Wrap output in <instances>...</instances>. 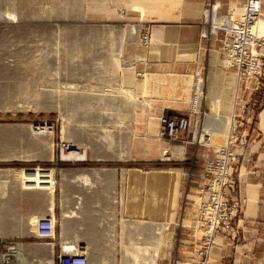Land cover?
<instances>
[{
    "label": "crops",
    "instance_id": "obj_1",
    "mask_svg": "<svg viewBox=\"0 0 264 264\" xmlns=\"http://www.w3.org/2000/svg\"><path fill=\"white\" fill-rule=\"evenodd\" d=\"M260 1L263 17L255 30L264 37V0ZM210 2L217 3L222 14L231 12L237 15L241 9L240 0H124L123 13L138 15L139 20L134 35L125 41L122 52L125 63L122 79L125 82L127 77L132 78L129 85H126L133 94L130 106L132 116L129 122L131 128L127 131L132 134V142L129 144L127 156L134 164L126 168V176L124 175L121 183L123 201L122 213L119 216L129 221L152 224L147 225L143 231L139 223H129L124 227L128 228L129 235H132L131 232L138 233L133 236L143 243L147 242L148 238V243H155L156 249L158 233L163 234L157 224L165 225L166 251L163 253L167 256L159 262L160 264H171L169 254L171 259V245L175 241V234L179 237L177 244L175 241V251H178L180 260L185 264H194V248L200 243L201 237L196 225V215L201 187L205 180L204 163L207 158H214L217 148L224 146L227 141L221 144L217 140L218 136L214 135L210 145L204 146L198 143L197 132L194 131L193 134L188 131L167 142V138L160 134L159 119L163 115L190 114L193 85L196 78L200 77L203 83L201 111L204 116H209V99L212 100L218 93L223 96L226 112L240 93L244 100L239 113L243 114V117L236 123L231 146L241 155L238 157L237 172L228 191L229 201L243 202V214L235 223L234 232H222L217 235L209 264H264V104L256 119L250 117L248 113L251 111V105L247 99H250L260 86L254 80L241 79L237 87V71L228 65L220 42L216 38H202V20ZM140 5H147L148 11L140 10ZM144 13H147L146 19L143 18ZM146 23L151 25V41L147 46L141 43ZM236 110L237 107L233 113ZM198 117L199 115H193L192 121ZM213 118L215 119L211 124L217 126V123L227 116L217 115ZM21 128L24 135L18 132ZM215 128L217 127L213 130ZM4 130L6 132L0 133V160L18 162L32 157H37L40 161L54 160V150L52 152L50 147L53 140L51 135L44 136L46 139L35 137L27 127L21 126H7ZM45 140L49 148L46 154ZM174 141L178 143L174 144ZM176 156L195 160L194 167L187 169L167 164L176 160ZM141 161L164 164H157L148 171H142L140 165L135 164ZM52 166L53 173H56L57 164L53 163ZM121 170L124 173L123 169ZM186 170L190 172L187 179ZM27 171L29 170L24 167L0 169V236L33 237L56 244V227H53L52 232L48 230L49 223L57 221L56 207L61 184L59 187L54 186L52 172L47 170L37 171L36 175ZM64 171L65 181L69 186L68 196L71 198L75 193L78 173L76 175V171L71 168ZM84 173L86 176L91 174V177L103 178L99 183L101 185L104 184L105 178L108 180L112 177L108 197L112 203L117 202L115 195L119 185L115 170ZM79 184L87 186L89 183L81 181ZM114 212L112 221L118 218L117 211ZM67 217L73 215L64 214V219ZM100 221L105 220L101 218ZM110 233H115V236L107 233L104 240L108 241V246L111 249L113 247L115 253L118 251L117 235L114 231ZM87 235L92 245L98 244L97 235ZM161 238L163 235L159 237ZM46 248L52 251L54 247L50 245ZM121 248L122 252L120 249V253H117H122L125 258V254L129 252L124 241ZM149 248L150 246H146L144 249L149 252ZM89 249L92 260L95 248ZM46 251L44 249L42 252ZM151 254L153 255V251ZM125 263L117 261L115 264ZM140 264H157L156 258H150V262Z\"/></svg>",
    "mask_w": 264,
    "mask_h": 264
},
{
    "label": "rangeland",
    "instance_id": "obj_2",
    "mask_svg": "<svg viewBox=\"0 0 264 264\" xmlns=\"http://www.w3.org/2000/svg\"><path fill=\"white\" fill-rule=\"evenodd\" d=\"M123 4L124 0H0V133L6 132L4 127L7 126L27 127L30 134L35 137L45 138L51 135L53 140L50 147L52 152L54 150L52 161H40L37 157L18 162L0 160V169L24 167L29 170L27 172L32 171L35 175L37 171L47 170L52 172L53 185L59 187L61 184L56 207L57 221L49 223L50 230H48L52 232L53 227H56V244L33 237L0 236L22 243V249L29 257L28 263L38 258V264H51L53 256L62 246L65 252H72L70 245L78 243L95 248L92 256L97 264H115L117 261L128 262L125 264H140L150 262V258L154 259V257L156 263L160 264L159 262L165 260L164 257L167 256L163 253L164 250L166 251L165 225L157 224L163 234L158 233L156 249L155 243L152 245L148 243V238L147 242L143 243L133 236L138 233L131 232L132 235H129L128 228L124 227L129 223H139L143 231L147 225L152 224L129 221L119 216L122 213L123 201L121 183L124 175L126 176V168L134 164L127 156L129 144L132 142V134H128L127 131L131 128L129 122L132 116L130 106L133 94L126 85H129L132 78L127 77L125 82L122 79L125 64L122 52L125 41L134 35L139 20L138 15L123 13ZM138 8L148 11L147 5H140ZM240 12L239 10L238 13ZM143 18H147V13L143 14ZM147 28L151 29L148 23L144 25L143 32ZM249 80L256 81L250 78ZM238 81L237 77V87ZM241 84L244 86L243 82ZM70 85L74 86L71 91L66 88ZM100 89H106L107 93L101 95ZM240 94L237 100L230 104L227 112L221 93L214 95L212 100L210 98L208 102L210 110H207L209 116L201 118L197 126V136L203 129L204 132H212V136L217 135L218 142L224 144L230 130L235 129L237 121L243 117V114H239L244 103ZM247 101H250L251 105V113L248 114L256 119L264 104V85L260 86ZM236 107L237 110L233 113ZM217 115L227 118L217 123V126L212 125L211 122L215 119L212 117ZM199 116H203V113L200 112ZM223 123L225 128L221 125ZM38 125L53 126V129L40 133L33 128ZM218 126L223 129L213 130ZM22 129L18 131L20 134L23 133ZM165 140L172 141L168 138ZM66 143L74 148L68 149ZM210 143L211 141L206 146ZM45 144L46 154L49 151L46 140ZM108 145L113 151H107L104 146ZM201 145L205 146V143ZM71 151L85 154V160L63 159V155ZM208 159L211 158H207L205 162ZM194 161L177 157L167 164L188 169L194 167ZM53 163L58 167L56 173L52 170ZM135 164H139L142 171H148L154 165L164 163L141 161ZM66 168L76 171V175L78 173L75 193L71 198L68 196L69 186L64 176ZM101 170L109 172L115 170V178L118 177L116 181L119 189L116 190L115 204L108 197L112 177L108 180L105 178L104 184L101 185L99 183L103 178H94L91 174L87 177L84 173L101 172ZM185 174V178H189L188 170ZM41 177L40 179H43ZM81 180L89 184L80 185ZM71 201L73 203H70ZM232 202L241 205L242 216L243 202ZM114 210L117 211L118 218L112 221ZM64 214L73 217L64 219ZM100 217L105 221H100ZM70 218L72 220H69ZM197 228L201 232V237L200 243L194 248V264L197 263L196 251L202 242V231L198 226ZM111 231L116 232L117 235L116 250L118 251L115 253L113 247L111 249L108 246V241L104 240L107 233L115 236V233H110ZM87 233L97 235L98 246L91 244ZM162 235L164 239H159ZM178 238L175 234L176 244ZM122 241L129 252L125 254V258L122 253L121 255L117 253H120V249L122 252ZM175 241L171 245L172 257L170 259L169 254V261L171 264L179 262L185 264L180 260L178 251H175ZM50 245H53L54 251L46 248ZM36 246L47 251L35 253ZM146 246H150L149 252L144 249ZM50 253L53 254L52 261H47V258L44 260L43 258L48 257Z\"/></svg>",
    "mask_w": 264,
    "mask_h": 264
},
{
    "label": "built area",
    "instance_id": "obj_3",
    "mask_svg": "<svg viewBox=\"0 0 264 264\" xmlns=\"http://www.w3.org/2000/svg\"><path fill=\"white\" fill-rule=\"evenodd\" d=\"M241 9L235 13L222 14L219 5L210 2L202 20V38H216L221 44L227 63L237 71L238 80L255 79L258 85H264V37L255 27L263 17L260 0H240ZM151 41V29L144 30L141 43L145 46ZM203 83L197 77L192 89V104L190 114L185 116L163 115L159 119L160 134L164 138L176 139L182 132H197L198 124L203 116L192 121V116L202 112ZM237 100V99H236ZM234 118V117H233ZM40 133H46L53 126L38 125L33 127ZM212 132L201 130L199 144H209ZM194 134V133H193ZM202 136L204 137L202 139ZM234 129L227 136V143L217 148L214 158L204 164L205 180L197 203L196 224L202 231V242L196 251V264H209V255L216 243V237L222 232H233L235 223L241 216V205L229 201L228 191L231 181L237 172L236 163L241 154L232 148ZM205 141V142H204ZM68 149L74 147L65 145ZM19 241L0 237V264H27L28 254H20ZM72 252L61 250L53 256L52 264H92L90 249L85 244H72ZM38 258L32 259L36 264ZM36 261V262H35ZM176 264H181L176 263Z\"/></svg>",
    "mask_w": 264,
    "mask_h": 264
},
{
    "label": "bare ground",
    "instance_id": "obj_4",
    "mask_svg": "<svg viewBox=\"0 0 264 264\" xmlns=\"http://www.w3.org/2000/svg\"><path fill=\"white\" fill-rule=\"evenodd\" d=\"M23 62V61H22ZM74 87V86H73ZM72 87V85H70V86H67L66 88H67V90H69V91H71V89L73 88ZM77 90V89H76ZM75 91V90H74ZM97 91H99V90H97ZM100 93H101V95H104L105 93H107V91H106V89H100ZM106 119V118H105ZM107 120H111V118H107ZM111 123V122H110ZM115 124V123H114ZM225 124H227V123H225ZM117 125V124H116ZM221 125H223L222 127L223 128H225L226 126L224 125V123L223 124H221ZM118 126V125H117ZM222 127H220V126H218L217 128H219V131H221V129H223ZM119 129V128H118ZM104 141V140H103ZM69 146H71V145H69ZM108 151H113V150H111L110 149V147H109V145L108 146H104ZM85 158H86V155L84 154V155H82V154H80V153H78V152H76V151H71V152H69V153H67V154H65V155H63V159H65V160H85ZM80 179V178H79ZM86 179V178H85ZM84 179V180H85ZM82 181V180H81ZM84 182V181H83ZM40 246H36L35 248L36 249H34V252L36 253V251L37 252H39V251H43L44 249H42V248H39ZM18 252L20 253V254H24V255H26V252L22 249V245L20 244L19 246H18ZM52 255L53 254H51L50 253V255H48V257H45V258H43L44 260L47 258V261H52ZM95 260V258H93L92 259V264H95L96 263V261H94ZM36 262V261H35ZM39 262V260L37 261V263ZM44 262V261H43ZM53 262V261H52ZM47 263H49V262H47ZM28 264H36V263H34L33 261H31L30 263H28ZM43 264V263H42ZM52 264V263H51Z\"/></svg>",
    "mask_w": 264,
    "mask_h": 264
}]
</instances>
